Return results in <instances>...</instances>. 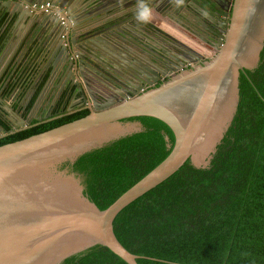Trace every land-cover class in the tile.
Masks as SVG:
<instances>
[{
	"label": "water",
	"instance_id": "water-1",
	"mask_svg": "<svg viewBox=\"0 0 264 264\" xmlns=\"http://www.w3.org/2000/svg\"><path fill=\"white\" fill-rule=\"evenodd\" d=\"M45 1L58 16L23 7ZM76 1L0 4L29 41L46 34L34 55L49 74L66 54L82 82L75 47L107 42L106 19L129 3ZM226 2L206 61L0 145V264H137L141 245L214 221L240 195L264 126V0Z\"/></svg>",
	"mask_w": 264,
	"mask_h": 264
},
{
	"label": "flooded vegetation",
	"instance_id": "flooded-vegetation-1",
	"mask_svg": "<svg viewBox=\"0 0 264 264\" xmlns=\"http://www.w3.org/2000/svg\"><path fill=\"white\" fill-rule=\"evenodd\" d=\"M125 1L129 4L124 10L112 11L107 16L111 17L106 19L110 35L103 36L107 42L97 41L99 45L87 52L75 47L74 51L85 56H74L80 60L82 82L71 78L73 70L66 71V54L58 56L63 68H56L53 74H49L50 63L45 67L44 61H40L44 58L39 56L40 51L34 57L37 64H29L28 51L35 41L30 44L29 37L25 40L27 50L18 62L21 51L6 64L3 59L0 139L81 110L88 112L93 102L120 97V93L128 95L137 85L143 89L157 85L179 70L206 61L216 53V42L222 38L228 23L226 0H185L181 8H176L170 0H148L153 19L143 26L134 20L136 0ZM115 3L111 1L109 5ZM50 4L53 9L46 13L58 15L57 6ZM65 23V19H59L60 26L64 27ZM56 35L54 41L58 39ZM63 36L62 32L61 41Z\"/></svg>",
	"mask_w": 264,
	"mask_h": 264
},
{
	"label": "trees",
	"instance_id": "trees-1",
	"mask_svg": "<svg viewBox=\"0 0 264 264\" xmlns=\"http://www.w3.org/2000/svg\"><path fill=\"white\" fill-rule=\"evenodd\" d=\"M9 19L0 15V44ZM87 114H74L15 132L0 145ZM137 264H264V126L240 195L214 221L141 245ZM119 264H126L125 262Z\"/></svg>",
	"mask_w": 264,
	"mask_h": 264
},
{
	"label": "crops",
	"instance_id": "crops-1",
	"mask_svg": "<svg viewBox=\"0 0 264 264\" xmlns=\"http://www.w3.org/2000/svg\"><path fill=\"white\" fill-rule=\"evenodd\" d=\"M89 1L90 0H87L83 3L82 0H79V1L77 0L76 2H74V5H76L75 6L76 8H79L83 5H85L86 3H88ZM30 3H33V2H30ZM30 3H26V4H30ZM102 5L104 6L105 4H102ZM23 7H25V6H23ZM108 7H110V5H108L107 8H105V10L109 9ZM105 10H103V11H105ZM5 11H6L5 6L0 4V15L4 14L5 19L11 20V22L8 25L6 35L4 36L3 42L0 45V54H1L0 64H2V61L4 58H5L4 64H6L9 60H14L16 55L21 51L22 47H24L27 43V41H25V40L27 37L28 27H27L26 22H24V20H23L24 18L21 20L15 21L14 19H17V18H15L14 16L8 17L7 14H5ZM62 13H64L63 10H62ZM45 38H46V34H43L41 36V38H39L38 40H35L34 43L32 42V40L30 41V44L32 42L33 45L32 46L30 45L31 49H30V52L28 51V55H27L28 59H29V64H31V63H32V65H33V63L37 64V62L34 60L35 49H37L38 47H42L41 41L43 44V41ZM1 48H2V50H1ZM44 60H45V58H43L40 61L43 63ZM63 64L64 63H62V62H57L56 68L58 70L62 69Z\"/></svg>",
	"mask_w": 264,
	"mask_h": 264
},
{
	"label": "clouds",
	"instance_id": "clouds-1",
	"mask_svg": "<svg viewBox=\"0 0 264 264\" xmlns=\"http://www.w3.org/2000/svg\"><path fill=\"white\" fill-rule=\"evenodd\" d=\"M170 2L176 7L181 8L185 4V0H170ZM207 15V12L203 13ZM153 9L149 6L148 0H136V10L134 13V20L137 25H147L152 22Z\"/></svg>",
	"mask_w": 264,
	"mask_h": 264
},
{
	"label": "built area",
	"instance_id": "built-area-1",
	"mask_svg": "<svg viewBox=\"0 0 264 264\" xmlns=\"http://www.w3.org/2000/svg\"><path fill=\"white\" fill-rule=\"evenodd\" d=\"M24 6L28 8L29 10H37V11H44V12H48L49 9H53L51 7L52 5L49 2H43V3L33 2L30 4H25Z\"/></svg>",
	"mask_w": 264,
	"mask_h": 264
}]
</instances>
